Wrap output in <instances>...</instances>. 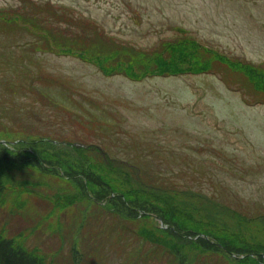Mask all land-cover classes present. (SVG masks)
I'll return each mask as SVG.
<instances>
[{
	"label": "rangeland",
	"instance_id": "obj_1",
	"mask_svg": "<svg viewBox=\"0 0 264 264\" xmlns=\"http://www.w3.org/2000/svg\"><path fill=\"white\" fill-rule=\"evenodd\" d=\"M15 9L19 22L0 23V57L3 53L17 62L13 82L22 73L37 89L28 98L0 81L4 134L9 129L41 132L71 145L112 140L117 144L113 157H141L148 181L159 175L199 195L194 202L203 195L243 215L264 216V90L255 87L257 81L264 83V0H0V10ZM82 18L89 22L83 24ZM42 27L54 36L49 43L40 34ZM106 36L132 46H124L128 53L120 55L140 57L133 68L150 61L157 50L150 51L162 41L185 36L230 61L216 64L213 72L134 80L124 73L105 74L56 44L76 47L94 40L96 48L114 47ZM38 38L41 42L35 43ZM180 59L185 66L190 60ZM246 65L255 68L252 79L244 72ZM39 168L10 166L0 173L3 235L47 264H177L165 258L166 251L159 252L163 247L137 233L141 229L161 237L155 234L156 214L135 220V231L128 233L130 227L121 229L103 202L61 206V189L68 184L44 176ZM20 184L25 188L19 190ZM221 216L213 214L217 220ZM196 251L191 250L189 264H240L224 254Z\"/></svg>",
	"mask_w": 264,
	"mask_h": 264
},
{
	"label": "trees",
	"instance_id": "obj_2",
	"mask_svg": "<svg viewBox=\"0 0 264 264\" xmlns=\"http://www.w3.org/2000/svg\"><path fill=\"white\" fill-rule=\"evenodd\" d=\"M28 2L35 7L37 5L32 1ZM13 11L17 12L16 9L8 12ZM8 12L0 10V23L11 25L14 21L19 22V15ZM69 15L74 18L71 11ZM81 20L85 25L89 22L84 18ZM43 24L48 26L44 21ZM48 28L39 29L40 34L42 33L47 39L46 42L49 43V39L54 36L49 33ZM10 29L12 28L5 27L2 30ZM105 38L114 47L108 48L110 44H99V48H96L97 44H94V40L86 45L82 40L76 47L63 41L61 44H56L61 51H67L69 54L73 53L84 60L94 62L105 74L124 73L134 80H142L148 75H177L187 71L213 72L218 68L216 64H224V60L230 61L225 54L202 44L195 37L185 36V40L174 38L162 41L160 44L164 43L161 47L157 46L150 51L157 50L156 55L150 57L152 58L149 59L150 61L147 63L141 61L144 64L143 67L133 68L140 57L133 59L120 55L128 53L124 46L129 45L130 48L132 46L113 40L110 36ZM40 42L38 38L35 43ZM1 56L0 58H6L0 61L1 83L15 88L14 91L24 92V96L30 98L34 93L32 89H37L34 86L35 82H28L22 73L13 82L12 74L19 66L15 65L17 62L7 60L9 57H3V53ZM180 57H189L195 63L188 60L185 66L179 61ZM235 63L240 65L238 61ZM251 65H246V71H243L252 79L251 74L255 68ZM255 87L264 90V83L257 81ZM32 104L35 103H31L33 107ZM23 128L18 127L20 131ZM9 130L11 133L5 134L0 130L2 132L0 140L8 141V144L0 142V165L6 164L0 166V173L7 172L6 168L10 166H39V171L44 176L60 178L68 184V189H61V200L64 201L61 206L70 205L76 201L81 203L85 200L103 202L102 205L115 216L121 229L130 227L127 229L128 233L135 231L132 226L133 223L137 224L135 220L139 218L141 221L156 214L162 220L163 226L158 223L155 234L159 232L161 237L141 229H137V233L142 239H148L158 247H163L159 252L162 254L163 250L166 251L165 258L171 257L169 259L173 258L172 260L177 264H189L191 250L197 252L198 249L211 254L227 255L240 264H264V216L243 215L236 209H231L203 195L200 196V200L194 202L193 198L199 195L191 192L192 190L179 187L180 183L168 184L159 175L152 174V181H148L142 176L141 168L143 169L144 163L141 157L138 154L124 159L113 157L117 144L110 143L112 140L103 141L105 145L102 143L99 145L102 149L96 144L73 147L70 143L41 132L21 134L19 131ZM145 171L148 172V169ZM132 177L136 182L138 181L139 188L133 187ZM1 179L0 175V181ZM18 188L22 190L25 186L20 184ZM4 195L5 189L0 188V200ZM213 214H221V220H217ZM125 223L128 224L125 225ZM75 257H73L74 260ZM56 261L53 260L50 264H57ZM0 264H47V262L43 257H39L38 253L26 249L20 241L7 237L0 231Z\"/></svg>",
	"mask_w": 264,
	"mask_h": 264
},
{
	"label": "bare ground",
	"instance_id": "obj_3",
	"mask_svg": "<svg viewBox=\"0 0 264 264\" xmlns=\"http://www.w3.org/2000/svg\"><path fill=\"white\" fill-rule=\"evenodd\" d=\"M188 261H190V259H188Z\"/></svg>",
	"mask_w": 264,
	"mask_h": 264
}]
</instances>
